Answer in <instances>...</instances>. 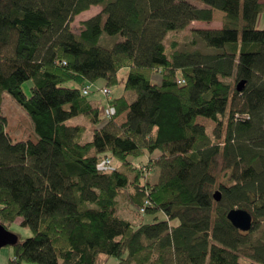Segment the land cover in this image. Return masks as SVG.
Listing matches in <instances>:
<instances>
[{
	"label": "trees",
	"instance_id": "trees-1",
	"mask_svg": "<svg viewBox=\"0 0 264 264\" xmlns=\"http://www.w3.org/2000/svg\"><path fill=\"white\" fill-rule=\"evenodd\" d=\"M200 2L0 0V113L6 92L37 136L13 141L0 115V224L20 218L32 233L7 264H264V1ZM217 10L218 29L191 31L214 52L177 39L166 51L168 33ZM102 33L119 40L99 45ZM123 68L135 100L109 96L102 118L81 88H109ZM78 116L87 123H66ZM120 197L151 222L117 215ZM233 208L251 214L249 231Z\"/></svg>",
	"mask_w": 264,
	"mask_h": 264
},
{
	"label": "rangeland",
	"instance_id": "rangeland-1",
	"mask_svg": "<svg viewBox=\"0 0 264 264\" xmlns=\"http://www.w3.org/2000/svg\"><path fill=\"white\" fill-rule=\"evenodd\" d=\"M194 6L196 5L197 7H202L203 4L200 2V0H189ZM264 1V0H261ZM100 11V6H91L87 11H83L77 15V17L74 19L72 22V28L74 32H78L80 29L81 25L80 22L87 20L88 18L97 15L98 12ZM222 16L223 13L219 10L214 11L213 13V20L209 23H200V21H196L191 23L190 26L186 28L184 31H177V32H170L168 33L164 40L163 43L165 44L168 53H169V45L171 44V41L177 39L178 48L179 49H199L203 52H214V48L206 47L203 41H201L198 37L194 36L191 31L192 29H197L200 27L203 28H213V29H218V27L221 26L222 22ZM259 25L264 26V13H261L260 19H259ZM119 40L118 35H110L108 36L105 33L101 34V37L98 41L99 45L105 46V47H111V44ZM194 41H199L196 46L194 45ZM127 73V69L123 68L117 73L118 81L116 84L112 85L110 88V97H117L123 94H126V98L128 99L129 102H132L135 100V91L128 90L124 91L123 85L125 81V75ZM152 79L153 80H159V76L157 73L152 74ZM104 80H97L94 82V86L99 87L100 85L104 84ZM32 84V81L26 80L21 85V91L24 93L25 96L29 97L30 96V86ZM71 85V83H69ZM68 85V86H69ZM93 87V85H92ZM91 93L88 95V99L92 100L95 102V104L99 107L101 110V117H105V113L107 111V106H108V99L104 96L103 93L100 92L99 89H95V87L91 88ZM107 100V102H106ZM1 113L5 119H6V130L11 136L13 141L21 140V139H26L28 137L33 138L34 140L37 138V136L34 134L33 131V124L31 123L30 117L28 114L24 112V110L18 105V103H15L10 94L4 92L3 97H2V102H1ZM117 120L121 121L120 118ZM198 123H202L205 127H207L209 130L212 129V126L214 125L213 122L206 120L205 118H198L197 119ZM87 123L85 122V119L82 116L78 117H73L70 120L66 121L67 124H77V123ZM91 139V133L89 131H86L84 136H83V141H88ZM137 158L128 156V159L133 163H137ZM111 160L109 159V162ZM112 167L116 168L119 166L117 160H112L111 162ZM136 165V164H135ZM122 170V169H121ZM154 175V174H153ZM143 181V180H142ZM118 211L117 215L121 216L122 218L127 219L128 221H132L134 223L140 222V221H146V222H151L152 215L150 214H140L139 216H134V213L132 211V208L128 201L124 197H120L118 201ZM144 221V222H145ZM10 232H13L16 236L19 242H22L26 238H29L32 236L31 230L26 227L21 225L20 218L15 219L10 228ZM13 254V244L7 245L4 247H1L0 249V264H7L9 259L12 258ZM250 261L245 258V257H240V264H249ZM22 264H33L27 261H23ZM35 264V263H34Z\"/></svg>",
	"mask_w": 264,
	"mask_h": 264
},
{
	"label": "water",
	"instance_id": "water-1",
	"mask_svg": "<svg viewBox=\"0 0 264 264\" xmlns=\"http://www.w3.org/2000/svg\"><path fill=\"white\" fill-rule=\"evenodd\" d=\"M243 85L244 82H240L236 86V90L241 91L243 89ZM213 198L214 201L220 200V192L218 190H215ZM227 218L236 229H239L243 232L249 231V229L252 226L251 214L240 208L237 209L233 208L229 210L227 212ZM16 241H17V236L14 233L4 229V227H2V225L0 224V249L1 247L11 245Z\"/></svg>",
	"mask_w": 264,
	"mask_h": 264
},
{
	"label": "built area",
	"instance_id": "built-area-1",
	"mask_svg": "<svg viewBox=\"0 0 264 264\" xmlns=\"http://www.w3.org/2000/svg\"><path fill=\"white\" fill-rule=\"evenodd\" d=\"M91 87H92V84L91 85L86 84L85 86H83L81 88V90L83 91V94H85V95L89 94L91 92ZM101 92L106 96L107 99L109 98L110 91L108 89L102 88ZM105 161H106V163H109V159H106ZM143 170L145 171V173H147V171L145 169H143ZM140 210L143 211L142 208Z\"/></svg>",
	"mask_w": 264,
	"mask_h": 264
},
{
	"label": "crops",
	"instance_id": "crops-1",
	"mask_svg": "<svg viewBox=\"0 0 264 264\" xmlns=\"http://www.w3.org/2000/svg\"><path fill=\"white\" fill-rule=\"evenodd\" d=\"M200 23H203V22H200ZM260 26H262V25H260ZM200 28H203V27H200ZM104 84H105V83H104ZM104 84L100 85L99 87L94 86V84H92V85L95 87V89H99V88H102V86H104ZM125 95H126V94H125ZM106 102H107V100H106ZM119 118H120L121 121H124L125 114L122 115V116L119 117ZM129 205H130V204H129ZM20 222H21V219H20Z\"/></svg>",
	"mask_w": 264,
	"mask_h": 264
},
{
	"label": "bare ground",
	"instance_id": "bare-ground-1",
	"mask_svg": "<svg viewBox=\"0 0 264 264\" xmlns=\"http://www.w3.org/2000/svg\"><path fill=\"white\" fill-rule=\"evenodd\" d=\"M93 87H94V86H93ZM93 87H91V88H93ZM102 88H106V89H108V90L110 91V89H109V88H107V87H105V86H104V87H102ZM102 88H99L100 92L102 91ZM91 90H92V89H91ZM90 93H91V92H90ZM90 93H89V94H90ZM101 93H102V92H101ZM89 94H87V95H89ZM109 95H110V94H109ZM104 96H105V95H104ZM105 97H106V96H105ZM148 174H149V173H146V175H148Z\"/></svg>",
	"mask_w": 264,
	"mask_h": 264
}]
</instances>
